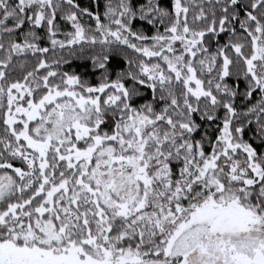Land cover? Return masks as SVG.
Masks as SVG:
<instances>
[{"label": "snow or ice", "instance_id": "1", "mask_svg": "<svg viewBox=\"0 0 264 264\" xmlns=\"http://www.w3.org/2000/svg\"><path fill=\"white\" fill-rule=\"evenodd\" d=\"M0 264H264V0H0Z\"/></svg>", "mask_w": 264, "mask_h": 264}, {"label": "trees", "instance_id": "2", "mask_svg": "<svg viewBox=\"0 0 264 264\" xmlns=\"http://www.w3.org/2000/svg\"><path fill=\"white\" fill-rule=\"evenodd\" d=\"M82 3L87 4V3H88V0H82ZM71 67H72V68H76V65L73 64V65H71ZM76 70H77V71H81V70H83V68H82V67H81V68H77Z\"/></svg>", "mask_w": 264, "mask_h": 264}]
</instances>
